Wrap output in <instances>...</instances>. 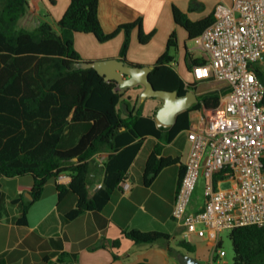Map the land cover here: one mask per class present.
Masks as SVG:
<instances>
[{"label": "trees", "instance_id": "1", "mask_svg": "<svg viewBox=\"0 0 264 264\" xmlns=\"http://www.w3.org/2000/svg\"><path fill=\"white\" fill-rule=\"evenodd\" d=\"M55 3L56 0H50ZM100 0H70V4L56 24L45 20L37 29L17 28L20 17L29 7V0H0V177L30 174L34 183L31 195L23 196L19 224L28 223L31 205L42 197L49 179L68 174L70 188L77 194V206L68 213L74 218L88 210H99L109 201L113 191L127 176V170L147 135L170 142L181 130L190 127L191 113L204 108L215 109L220 104L226 88L198 95V101L176 115L169 127H159L155 116L163 104L151 113L144 114V101L140 93L133 96L138 86L118 89L116 81H108L95 68L76 67L82 61L75 48V33H93L100 41H107L119 32H125L120 58L127 63L131 32L139 28V40L147 43L155 30L146 33L142 18L119 25L106 33L99 18ZM175 22L196 39L210 26L215 17L211 14L193 21L177 6L173 7ZM177 30L169 36L167 49L161 54L151 71L150 78L158 89L177 90L180 96L195 91L199 82L187 84L174 68L178 49ZM189 67L204 64L205 57L194 58L186 54ZM258 75L264 78L263 71ZM131 94L125 97L126 93ZM127 104L128 112L123 107ZM92 122L72 147L62 149L60 142L70 122ZM106 151L102 163V185L90 194L89 175L94 167L95 155ZM160 147L149 155L143 181L150 185L162 168L179 161L178 158L160 156ZM186 173L182 167L180 182ZM0 182V198L2 196ZM59 197L66 188L58 184ZM125 234L137 244H153L170 239V234L159 231L126 230ZM233 245V264H264V226L241 225L230 229ZM177 245L187 252H194V244L186 238ZM170 252L172 249L170 248ZM215 260L217 257H214ZM0 264H7L0 257ZM135 264H154L140 261Z\"/></svg>", "mask_w": 264, "mask_h": 264}, {"label": "crops", "instance_id": "2", "mask_svg": "<svg viewBox=\"0 0 264 264\" xmlns=\"http://www.w3.org/2000/svg\"><path fill=\"white\" fill-rule=\"evenodd\" d=\"M34 2V8L49 16L53 24L62 17L70 4V0H56L55 3L50 0H34ZM232 2L233 0H100L99 18L106 33L114 31L121 24L142 18L144 31L149 33L155 30L154 36H160L161 41H166L167 45L173 30H177L178 36L180 30H184L185 39H190L185 28L175 22L174 6L185 12L191 20L196 21L213 14L217 4ZM31 11L35 12L32 8ZM89 34L95 36L93 33ZM154 36L150 43L147 42L148 45L153 43ZM79 37L88 42L84 50H80L81 52L76 45V39ZM95 37L75 33V47L83 60L120 58V51L126 37L124 31L114 37V44L112 41L99 44ZM185 39L180 60L175 55L173 65L184 81L189 84L195 80L192 74L193 67L187 64V51H190L194 58L206 55L200 45L199 54L189 49ZM178 40V50H180L182 43L179 37ZM147 43L140 42L139 28L135 27L131 32L127 59L138 65L155 64L161 54L154 62L146 59L144 54L140 57L134 55L133 50L139 44L145 49ZM180 61L182 64H179ZM254 68L257 74L258 71L264 73V56L254 63ZM225 85L224 82L215 79L204 80L198 83L195 92L199 95L222 89ZM129 94L131 91H128L125 97L127 98ZM140 102L143 101L140 100ZM159 103V99L155 98L150 107H144L147 110L146 112L144 110V114L151 113ZM207 110L212 109L204 108L192 112L190 127L178 132L170 142H164L153 135L145 136L127 170L125 180L99 210H88L74 218H68V213L77 206L78 197L70 188L71 176L61 174L48 180L42 197L31 205L28 223L19 224L17 220L22 213V198L24 196L30 199L28 193L32 192L33 176L26 174L0 177L2 185L0 257H4L7 264H135L140 261L154 264H181L179 255L189 254L206 264H211L213 257L216 256H214L213 242L208 237L186 232L185 226L173 217L181 170L187 163L190 151L188 130L201 124L200 119ZM91 126L92 122H70L63 132L61 148L67 149L74 146ZM67 135L68 142L63 143ZM156 147H160L159 157H173L178 158L179 161L162 168L154 181L146 185L143 181L144 167L149 155ZM107 156L108 152L103 151L94 157L96 161L89 175L91 195L102 185L104 171L101 166ZM200 178H203L206 183L203 176ZM125 183L128 187H125ZM58 184L63 185L67 190L62 198L59 197ZM192 198L189 211H200L205 202L196 206L192 204ZM131 229L163 231L170 234V239L153 244H137L125 234L126 230ZM182 238L194 244V252H187L177 245ZM220 259L217 263H221Z\"/></svg>", "mask_w": 264, "mask_h": 264}, {"label": "built area", "instance_id": "3", "mask_svg": "<svg viewBox=\"0 0 264 264\" xmlns=\"http://www.w3.org/2000/svg\"><path fill=\"white\" fill-rule=\"evenodd\" d=\"M213 14V23L196 38L207 62L193 66L192 74L195 82H224L227 92L188 130L190 151L173 217L186 232L208 237L214 256L223 258V230L264 226V79L254 68L264 56V0L220 3ZM201 176L206 200L200 211L191 212ZM224 181L230 182L227 188Z\"/></svg>", "mask_w": 264, "mask_h": 264}, {"label": "water", "instance_id": "4", "mask_svg": "<svg viewBox=\"0 0 264 264\" xmlns=\"http://www.w3.org/2000/svg\"><path fill=\"white\" fill-rule=\"evenodd\" d=\"M76 67L95 68L108 81H116L118 89L143 85L144 89L140 93L141 101L151 97H160L164 100L162 106L158 109L155 120L158 126L172 125L176 120V115L192 106L198 101V95L190 90L186 95L180 96L177 90L158 89L151 81L150 74L155 64L151 65H132L122 58H109L104 60L88 61L82 60L76 63ZM128 112L127 104L123 103ZM30 199H33L31 193H28ZM181 264H206L196 257L189 254H180Z\"/></svg>", "mask_w": 264, "mask_h": 264}, {"label": "rangeland", "instance_id": "5", "mask_svg": "<svg viewBox=\"0 0 264 264\" xmlns=\"http://www.w3.org/2000/svg\"><path fill=\"white\" fill-rule=\"evenodd\" d=\"M34 7H35L34 0H30V4H29V7L27 8V11L25 12V14H23L20 17V19L17 23V28L26 29V30H35L38 28V26L43 21H45V20L50 21L49 16H46L44 13L38 11L37 8H34ZM31 8L34 9L35 12H32ZM56 23H57V21L54 24H56ZM78 33L83 34V35L88 34L91 37H95L92 34H89V33L86 34L85 32H78ZM185 33L186 32L181 29L180 34L178 36L180 38L181 43H182V45L180 46L181 49L180 50H178V49H172L171 50L172 53L174 55H176V57H178V59L180 57V53L182 54L184 51V45L183 44H184V39H185ZM152 38H153V36H152ZM96 39H97V42L99 44L100 43H106L107 41H112V43L114 44L113 41L115 38L113 37L107 41H100L98 38H96ZM150 40L148 41V43H150ZM74 41H75V37H74ZM185 42L187 44V47L189 49H191L192 51H195L197 54H199L201 52L197 39H195V38L194 39H187ZM148 43L145 44V47H146L145 49L142 48L141 47L142 45L139 44L138 47L133 50V52H134V55H137V57H140L144 54L146 59H148L151 62H154V61H156V58L167 49L166 41H163V40L161 41L160 36H157V37L154 36L153 43H151L150 45H148ZM113 44H111V45H113ZM76 45L79 48L78 50L80 51V50H84V48L88 45V42H85V39L81 40V38L79 37L78 39H76ZM179 64H182V61H180ZM136 86H138V89L131 90V91H133V96H135L138 93H141L144 89V86L141 84L136 85ZM154 99L155 98H152V97L148 98L147 100L145 99L144 100V102H145L144 107H147V108L150 107L153 104ZM140 100H141V98H140ZM144 110H145V112L147 111L145 108H144ZM67 142H68V135L63 140V143H67ZM229 184H230L229 182L225 181L221 184V186H222V188H227L229 186ZM205 200H206L205 182H204L203 178H200V180H199V182L196 185L195 190H194V195L192 198V204L199 206V205H202L205 202ZM229 233H230V229H226L225 231H223L221 233V237L223 239V242H222L220 249L225 250L226 255L220 259L221 263L220 262L217 263V261L219 260V258L217 257L215 264H233L234 251H233V245H232V241L230 239Z\"/></svg>", "mask_w": 264, "mask_h": 264}]
</instances>
